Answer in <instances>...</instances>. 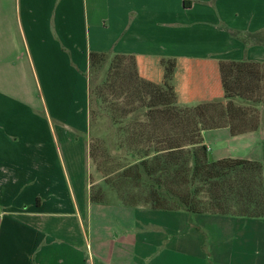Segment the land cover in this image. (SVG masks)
Segmentation results:
<instances>
[{"label": "crops", "instance_id": "1", "mask_svg": "<svg viewBox=\"0 0 264 264\" xmlns=\"http://www.w3.org/2000/svg\"><path fill=\"white\" fill-rule=\"evenodd\" d=\"M92 55L130 61L132 74L148 81L144 98L164 99L166 76V106L188 105L185 86L189 94L197 80L211 83L191 65L217 66L222 80L212 82L224 88L236 73L229 68L263 78L264 0H0V264H264L241 259L238 249L264 253V217H246V226L185 210L104 204L109 190L93 179L99 168L87 142ZM255 107L217 118L228 125L215 127L214 136L197 134L209 162L261 169L264 194V105ZM178 144L160 153L189 149Z\"/></svg>", "mask_w": 264, "mask_h": 264}, {"label": "rangeland", "instance_id": "2", "mask_svg": "<svg viewBox=\"0 0 264 264\" xmlns=\"http://www.w3.org/2000/svg\"><path fill=\"white\" fill-rule=\"evenodd\" d=\"M130 63L126 59H117L116 57L105 60L97 59L94 64L91 62L89 70L90 135L87 141L89 142V158L93 166L96 169L99 168V174L97 175L94 172L93 175L94 180L100 181L98 184L99 189L103 185V189L108 188L109 190V197L106 196L104 199L106 202L110 201L109 203H104L108 207L111 204L125 205L130 199L137 202L140 199L138 189H134L127 196L125 195L127 188L132 185V179H134L132 172H129L134 166L141 165L143 161L155 158L158 155L165 156L166 153L160 152L166 150L167 146L170 145L175 148L180 147L178 143L181 142L187 143L190 154H188L189 157L182 154L174 155L175 163H181L183 156L188 157L192 163L202 162L200 155L196 154L197 143L199 141V143H202L201 139L198 140L197 131L202 132L205 129L208 130L210 136H214L215 127L228 125L226 119H222L221 122H215L217 118L222 116L227 118L230 110L240 115L245 114L247 110L248 113L255 110V106L264 105V76L262 78L261 75H252L254 74V69L249 72V68L245 69V71L241 69L239 71H242L245 75L237 74L239 75L237 76L236 73L239 71L229 68V71L236 73L234 74L235 76L225 81L229 86L224 88L221 84L212 82L213 78L218 82L222 80L220 69L217 66L191 65V71L204 70L203 72L209 75L207 78L211 80V83L208 84L207 79L206 81L199 79L190 88L189 94L185 86L187 101L184 102L188 103V105H182L178 102L180 100H178L175 101L174 106H166L167 102L165 100L170 101L172 99L171 97L167 100V97L171 95L166 88V83H168L169 79L164 76V81L159 83V88L162 89L158 95H161L165 100L157 99L156 95H152L149 97V101V98H144L143 96V90L147 88L148 81L132 74L133 66ZM171 77L172 75H170V82ZM218 88H221L224 94H220ZM225 100H228V103H225ZM148 103H152V105H148ZM232 104L235 107H232ZM236 104L238 105L236 106ZM151 106L158 107L152 108ZM257 107H255L256 110ZM151 116L152 118L158 116L162 122H151ZM204 116L210 118L211 122L205 124L197 123ZM191 122H196V124ZM186 131L195 138L185 136ZM167 135H176L177 139L171 141L166 138ZM179 135L180 137H178ZM193 151L195 154L191 155ZM210 159L203 156L202 165L208 166ZM237 169L239 170V168ZM241 169L245 170V173L250 172V175L255 173L254 175L257 177L258 171L253 167L245 169L241 167ZM128 172L129 176L124 177ZM131 175L133 177L130 179ZM103 177L108 178L103 181ZM222 177L224 179L223 182L228 184L233 183L232 180L235 179L232 178L231 169L228 170L226 176ZM144 182H142L143 185ZM147 183L150 185H148L149 187L153 188V185L149 182ZM240 183L243 184V182ZM148 186H144L143 189L147 190ZM254 189L258 190V183L255 184L254 188L251 187V196L255 195ZM244 191H242V194H234V197L231 192L224 191L226 196L219 199L221 206L225 209L235 207V210L239 206H243L246 202ZM217 198H221V196L219 195ZM211 200H213L212 196ZM207 201L209 199L206 198ZM216 203V201L212 202L214 212L205 213L206 215H216V217L224 221L225 218H235L240 221V224L248 222L246 217L235 212H218L216 209L220 208H215ZM223 227L224 233L228 235L230 230L228 224L223 225ZM222 230L223 228H221ZM254 248L255 246L246 248L245 244L244 246H239L240 258H251L252 261L264 258V253L260 249L258 250L259 256H256ZM202 254V258L204 254L207 256V252H202ZM229 254L230 252L225 255L226 258L229 257Z\"/></svg>", "mask_w": 264, "mask_h": 264}, {"label": "trees", "instance_id": "3", "mask_svg": "<svg viewBox=\"0 0 264 264\" xmlns=\"http://www.w3.org/2000/svg\"><path fill=\"white\" fill-rule=\"evenodd\" d=\"M232 34L237 38L245 40L247 44L253 43L247 35L235 31ZM97 59H100V57L96 58L95 55H92V64ZM177 154L188 156L190 152L188 150H179L166 153L165 156L158 155L155 158L143 161L141 165L134 166L132 170L130 169L129 172H132L134 179H132V185L127 188L128 190L125 195L127 196L134 189H138L140 199L138 202L130 199L126 204L133 207L143 205L158 211L185 210L194 214H205L214 212L212 202L216 201L215 208H220L216 209L218 212H235L238 215L250 218L264 217L261 169L257 170V177H252L250 172L245 173V170L241 169V167L244 169L248 168L246 165L251 163L247 162L229 161L217 164L210 162L205 167L202 165L203 156L208 157V149L203 145V142L199 144L196 150V154L200 155L202 162L192 163L189 161V156H183L181 163H175L174 155ZM192 154H195L194 151L193 153L191 152ZM229 169H231L232 178H235L231 184L224 183L222 177L226 176ZM129 172L124 177L129 176ZM132 177L131 175L130 179ZM142 182H144V185ZM147 182L153 185V188L149 187L150 185ZM240 182H243V184ZM257 183L258 190L254 189L255 195L251 196L250 189L251 187L254 188ZM137 184L139 186H135ZM144 186H148L147 190L143 189ZM226 190L227 192H231L233 197L234 194H242V191L245 190L244 197L246 202L243 206H239L236 210L235 207L223 208L219 199L226 196L224 192ZM219 195L221 198H217ZM211 196L213 200H211ZM206 198L209 201L206 202Z\"/></svg>", "mask_w": 264, "mask_h": 264}]
</instances>
